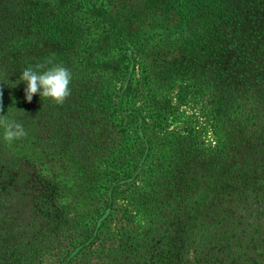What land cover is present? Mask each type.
<instances>
[{"label": "trees", "instance_id": "16d2710c", "mask_svg": "<svg viewBox=\"0 0 264 264\" xmlns=\"http://www.w3.org/2000/svg\"><path fill=\"white\" fill-rule=\"evenodd\" d=\"M50 64L68 96L28 101L20 73ZM193 92L215 143L175 128ZM0 117L26 132L0 125V264H264V0H0Z\"/></svg>", "mask_w": 264, "mask_h": 264}, {"label": "rangeland", "instance_id": "374dc122", "mask_svg": "<svg viewBox=\"0 0 264 264\" xmlns=\"http://www.w3.org/2000/svg\"><path fill=\"white\" fill-rule=\"evenodd\" d=\"M180 85L181 83L178 82L170 91V95L174 103H178ZM178 114L180 115L181 120L175 124V128L184 129L189 127L194 129L195 134L207 144L215 143L211 104L207 96L200 95L195 92L190 93L184 102L180 104ZM24 146L25 150H27L33 157L43 161L44 173L49 176L58 177L70 185L71 191L68 194L67 200L73 206V215L79 212L90 211L93 208L92 205L84 201L80 191L78 192V190H75V185H77L75 179L77 177L75 175L74 168L66 156L56 157L52 155H45L29 143ZM124 201L125 200L121 199L120 203H124ZM132 210L135 216L137 233L142 236L148 225V218L141 211H138L134 208H132ZM45 263L57 264L59 262L55 258H47Z\"/></svg>", "mask_w": 264, "mask_h": 264}, {"label": "clouds", "instance_id": "9594fccd", "mask_svg": "<svg viewBox=\"0 0 264 264\" xmlns=\"http://www.w3.org/2000/svg\"><path fill=\"white\" fill-rule=\"evenodd\" d=\"M19 80L26 83L25 96L28 101L39 93L41 97H49L60 103L70 92L71 73L61 64H50L43 70L39 66L26 67L20 73ZM0 125L3 126L5 138L10 141L26 134L23 125L15 120L0 117Z\"/></svg>", "mask_w": 264, "mask_h": 264}]
</instances>
